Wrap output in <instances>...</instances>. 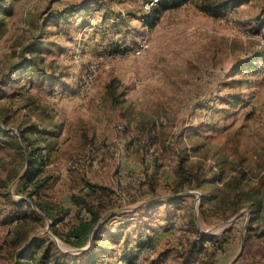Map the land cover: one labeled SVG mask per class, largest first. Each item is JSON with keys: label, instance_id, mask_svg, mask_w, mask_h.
<instances>
[{"label": "rangeland", "instance_id": "obj_1", "mask_svg": "<svg viewBox=\"0 0 264 264\" xmlns=\"http://www.w3.org/2000/svg\"><path fill=\"white\" fill-rule=\"evenodd\" d=\"M147 1L0 0L11 11L0 32L10 134L0 138V264H11L16 236L74 252L58 236L73 241L87 223L72 195L104 213L95 264H264V0ZM80 5L88 11L47 21ZM38 34L51 45L32 56L24 47ZM142 36L143 54L110 57ZM29 58L42 70L24 74ZM89 62L99 71L81 93ZM29 124L52 131L39 175L48 182L32 197V185L19 187L28 166L7 143ZM10 201L32 218L8 222ZM39 204L70 213L54 223Z\"/></svg>", "mask_w": 264, "mask_h": 264}, {"label": "trees", "instance_id": "obj_2", "mask_svg": "<svg viewBox=\"0 0 264 264\" xmlns=\"http://www.w3.org/2000/svg\"><path fill=\"white\" fill-rule=\"evenodd\" d=\"M4 1V0H3ZM242 0H236L234 1L236 4H239ZM246 1V0H245ZM161 2V0H160ZM167 4L170 2H173V0H165L163 1ZM213 4V3H211ZM90 7V5H89ZM96 9V8H93ZM75 9L72 11V14L74 13ZM10 9L8 7L0 5V32L2 30L1 26L4 25L3 21L1 20L2 16L10 15ZM63 18L65 19L64 12L58 13L57 16H52L53 19L49 20H56L57 18ZM148 16H144L142 21H146ZM48 20V21H49ZM38 37H40V34L36 35L28 45L24 47V52H28L32 56H35L38 52L37 48H39L42 45L48 46L51 45V43H48V41H38ZM47 48V47H46ZM26 60V57L23 55V61L18 62L17 64H14L12 68H15L17 65L22 64ZM29 61H27V66L25 67V70L23 71L24 74L28 70H35V71H41L42 69L38 66L35 59L29 58ZM35 68H34V67ZM109 89H112L113 87L110 85L108 87ZM8 127L5 125V121H0V138H7L10 136V134L7 132ZM52 138V131L47 130L43 126H39L37 124H29L26 125L24 128L20 129L19 132L14 136L11 137V141H6L8 144H10L12 147H15L18 152H20L23 156V159L25 161V164L28 166L24 173L19 177V187L22 189L28 188L30 185L33 186L32 193H29V195L32 197L40 192V190L47 184L48 179H42L39 177V175L43 172V168L47 164L48 159V152H49V146H50V140ZM3 147V144H0V148ZM181 167H178V173H179V179H178V185L181 186L184 184L186 180L189 179L188 175H183L184 171L183 169H180ZM180 169V170H179ZM87 187L84 188V191L88 194L95 193L96 189L95 187L97 185H91L87 183ZM264 184V183H263ZM4 196H8L4 195ZM264 196V194H263ZM29 202H31V199H27ZM15 206L10 211V219L11 220H28L29 218H32V210L31 209H24L22 208L23 202L18 201H10ZM71 204L79 211L77 214L80 213L83 209H87V215L88 220L87 223L82 224L74 229H72L69 233L70 236H72V240L64 235L58 234L62 240H65L67 242H72L71 244L76 243V241L80 243V241H87L89 238H91V247L86 249L85 251H82L80 253V256L76 257L75 259H71L69 262H60L62 258V254H60L59 250L55 247L54 242L50 239H45V237H33L31 239L22 238L16 236L11 241V245L16 246V257L13 259L14 254L12 255V260L14 264H95L98 261V256L104 252L103 246L99 245L97 241L102 239L101 230L102 226L105 225V220L100 223L104 213L101 212V210L97 209L96 207H93L92 204H90L86 199L80 197L79 195H72L70 197ZM257 202V203H256ZM255 203L257 204V207L259 208L262 206L263 212H264V201L262 200H256ZM262 203L263 205H260ZM154 204V203H153ZM40 208L43 211H48L45 214H48L53 216V222L57 223L64 219V216H67L70 213V209L61 208L59 206L58 209L55 207L49 205V204H42L40 205ZM37 216L34 217L36 219ZM262 220H264V214L262 217ZM88 226V227H86ZM52 232H55L52 231ZM57 234V233H56ZM68 235V236H69ZM28 241L27 243H25ZM15 250V251H16ZM128 263H132V258L128 259ZM11 263V264H12Z\"/></svg>", "mask_w": 264, "mask_h": 264}, {"label": "built area", "instance_id": "obj_3", "mask_svg": "<svg viewBox=\"0 0 264 264\" xmlns=\"http://www.w3.org/2000/svg\"><path fill=\"white\" fill-rule=\"evenodd\" d=\"M157 0H148L146 2L145 8L148 9ZM149 41L147 36H142L139 42L136 44L135 47L131 49H119L110 55V57H117L120 55H133L139 56L144 53V51L148 48ZM99 71L98 65L95 62H89L83 69H81L80 76H79V92L83 93L87 91L95 81L96 75ZM140 258L137 259L139 262Z\"/></svg>", "mask_w": 264, "mask_h": 264}, {"label": "crops", "instance_id": "obj_4", "mask_svg": "<svg viewBox=\"0 0 264 264\" xmlns=\"http://www.w3.org/2000/svg\"><path fill=\"white\" fill-rule=\"evenodd\" d=\"M94 0H84V3H86L87 2V4H88V8H90L91 7V4H90V2H93ZM89 5H90V7H89ZM75 9V11H74V13L72 14V11ZM97 9V8H96ZM82 11H88V9H86V8H84L83 7V5H80V6H78V7H73V8H67L66 7V9H64L63 10V12H64V16H65V19L66 18H68L69 16H74V15H77L78 14V12H82ZM62 11H59L58 13H61ZM58 13H57V15H58ZM57 15H52V16H57ZM52 16L51 15H49V18H48V20L49 19H53L52 18ZM58 19H62V20H65V19H63L62 17L61 18H57L56 20H47L48 22H50V21H53V22H57V20ZM129 141V140H128ZM131 142V141H130ZM129 142V143H130ZM140 142V141H139ZM87 218H88V215H87ZM8 222L9 221H15V220H11V219H8L7 220ZM33 237H36V236H29L28 238L29 239H31V238H33ZM27 238V239H28ZM28 241H26L25 243H27ZM98 242V241H97ZM72 245H74L75 246V251L74 252H70V251H63V250H59V252H60V254H62V258H61V260H60V262H69V261H71V259H75L76 257H78V256H80V253L82 252V251H85L86 249H88L90 246H91V238H89V240H87V241H80V243H79V241L77 242L76 241V243H74V244H72ZM19 250V249H18ZM18 250H16L15 252H14V256H13V259H15V257H16V253H17V251ZM12 262H13V260H12ZM11 262V263H12ZM12 264H14V263H12Z\"/></svg>", "mask_w": 264, "mask_h": 264}]
</instances>
